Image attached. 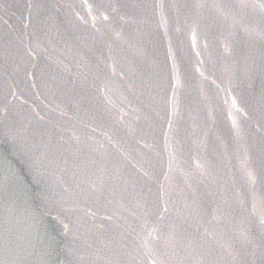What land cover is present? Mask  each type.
<instances>
[{"label": "water", "instance_id": "1", "mask_svg": "<svg viewBox=\"0 0 264 264\" xmlns=\"http://www.w3.org/2000/svg\"><path fill=\"white\" fill-rule=\"evenodd\" d=\"M0 264H264V0H0Z\"/></svg>", "mask_w": 264, "mask_h": 264}]
</instances>
